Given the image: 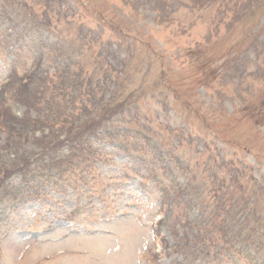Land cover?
Listing matches in <instances>:
<instances>
[{
  "label": "rangeland",
  "instance_id": "obj_1",
  "mask_svg": "<svg viewBox=\"0 0 264 264\" xmlns=\"http://www.w3.org/2000/svg\"><path fill=\"white\" fill-rule=\"evenodd\" d=\"M0 170V264H264V0H0Z\"/></svg>",
  "mask_w": 264,
  "mask_h": 264
},
{
  "label": "trees",
  "instance_id": "obj_2",
  "mask_svg": "<svg viewBox=\"0 0 264 264\" xmlns=\"http://www.w3.org/2000/svg\"><path fill=\"white\" fill-rule=\"evenodd\" d=\"M38 70V69H37ZM32 72V71H31ZM33 77H34V73L32 72L31 74H30V76L27 78V79H25V81H24V83L22 82L21 84L22 85H24L23 86V88L24 89H26V90H28V86H29V84H27L28 82L30 83V81L33 79ZM12 80H14V78L12 79ZM12 80H10V81H12ZM16 80V79H15ZM20 84V85H21ZM27 84V85H26ZM44 120H42V121H44V122H48L50 119H52V118H50V117H48V118H43ZM23 120V119H22ZM34 122H36V121H34ZM59 123H60V121H59ZM64 124H63V126H61L60 128H59V132H56V131H52V132H50L49 133V135L48 136H45V141H47V139L46 138H48V139H51L50 141H47L46 143H44V145L43 146H45V144H47V146H45V147H43V148H49L50 149V147H51V149H53V151L54 150H57L59 147H60V145L65 141H61L60 143H59V138H61V136L62 135H65L66 137L65 138H68V139H70V146H71V148H73L74 147V142H76L77 143V140H79V139H81V141H80V144H82L83 143V141H85V138H83L84 136H86V134H87V130L89 129H87L86 128V126H84L86 129H83V132H82V134H84L83 136H80V132H75L76 131V127L74 126V123L73 122H69L68 121V123H67V121L65 120L64 122H63ZM66 123V124H65ZM43 124V123H42ZM67 124H69L68 126H67ZM43 125H45V124H43ZM43 125L41 126V127H43ZM46 126L48 127H46L47 129H52L53 127H50L49 125H48V123L46 124ZM80 128H82V127H80ZM31 131H33V132H35V131H37V130H31ZM21 133H18V136L20 135ZM89 136V135H88ZM56 141V142H55ZM51 142H55V145H52V146H50L51 145ZM59 143V144H58ZM4 174L6 175L7 174V172L6 171H3V170H0V179L4 176Z\"/></svg>",
  "mask_w": 264,
  "mask_h": 264
}]
</instances>
